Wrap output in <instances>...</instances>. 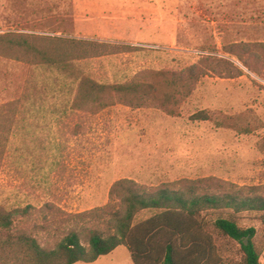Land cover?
<instances>
[{"label": "rangeland", "instance_id": "rangeland-1", "mask_svg": "<svg viewBox=\"0 0 264 264\" xmlns=\"http://www.w3.org/2000/svg\"><path fill=\"white\" fill-rule=\"evenodd\" d=\"M51 29L145 48L83 61L102 81H125L143 69L180 70L204 55L231 59L244 73L227 77L209 71L182 104L179 116L154 106L123 104L97 113L68 110L61 115L51 135L59 146V162L52 170L18 167L10 160L0 167V197L36 207L23 219L24 225H46V217L50 220V228L40 234L43 242L49 235L55 241L67 226L57 210L44 208L46 204L70 213L103 206L110 201L113 183L122 178L148 186L206 176L237 185H264L261 54H249L262 69L257 75L225 51L241 42H264V0H0V33ZM31 72L29 65L0 56V104L21 95ZM200 110L211 112L214 120H192ZM226 115H240L252 131L219 127L216 121ZM15 141L21 142L19 137ZM44 173L48 180L43 188L38 181ZM241 224L257 228L264 264V222L244 213ZM219 245L225 257L241 259L238 243L222 238ZM116 249L94 263L77 264H133L127 248Z\"/></svg>", "mask_w": 264, "mask_h": 264}, {"label": "trees", "instance_id": "trees-1", "mask_svg": "<svg viewBox=\"0 0 264 264\" xmlns=\"http://www.w3.org/2000/svg\"><path fill=\"white\" fill-rule=\"evenodd\" d=\"M144 49L127 42L73 37L66 29L0 33V56L32 69L21 95L0 104V167L10 160L18 167L52 170L59 162L53 124L68 110L97 113L123 104L154 106L179 116L182 104L209 71L227 77L244 73L233 60L212 55L180 70L143 69L125 81H102L82 64ZM225 51L262 74L249 54L260 52L264 67V42H241L226 46ZM190 118L214 120L207 110ZM216 124L241 133L252 131L240 115H226ZM17 137L21 142L15 144ZM47 177L41 175L39 186H46ZM109 197L103 206L76 213L46 204L44 208L57 210L67 225L52 242L50 235L44 242L40 237L51 226L48 217L46 225L27 227L23 219L36 207L0 197V264L92 263L122 245L133 264H261L258 230L241 224V218L248 213L264 222V185H237L206 176L148 186L122 178L113 183ZM222 238L239 244L240 260L222 254Z\"/></svg>", "mask_w": 264, "mask_h": 264}, {"label": "crops", "instance_id": "crops-1", "mask_svg": "<svg viewBox=\"0 0 264 264\" xmlns=\"http://www.w3.org/2000/svg\"><path fill=\"white\" fill-rule=\"evenodd\" d=\"M77 23H78V21H77ZM77 23H76V24H77ZM122 246H124V245H122ZM124 247H125V246H124ZM125 248H126V247H125ZM116 250H117V249H116ZM127 250H128V249H127ZM112 253H113V252H112ZM110 254H111V253H110ZM94 262H95V261H94ZM94 262H92V263H94ZM132 263H133V262H132Z\"/></svg>", "mask_w": 264, "mask_h": 264}]
</instances>
